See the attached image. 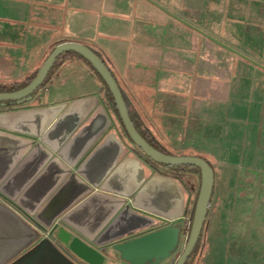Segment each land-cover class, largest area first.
<instances>
[{
    "label": "crops",
    "instance_id": "crops-1",
    "mask_svg": "<svg viewBox=\"0 0 264 264\" xmlns=\"http://www.w3.org/2000/svg\"><path fill=\"white\" fill-rule=\"evenodd\" d=\"M1 2L0 49L10 57L16 55V49L22 52L26 47L37 49L36 56L25 67L12 71V78L30 77L60 45L83 44L101 55L122 90L134 125L139 130H150L155 144L159 143L155 130L162 136L186 122L187 115L175 114L178 105L177 109H171L164 102V97L181 95V85L186 80L181 69L185 71L189 62L195 68V79L219 80V64L211 60L204 62V58H212L208 47L213 42L147 0ZM187 28L195 32V41L188 43H194L195 48L180 39L181 32H187ZM72 67L76 79L71 74ZM109 98L103 83L84 60L76 56L62 59L30 104L37 112L13 116L12 111L3 109L0 114V188L10 196L21 195L52 160L67 167L59 152L73 162L82 150L90 147L96 151L111 135L94 157L89 176L85 172L87 178L77 175L72 181L67 180L46 200L43 208L48 203L51 205L43 211L42 220L50 222L59 215L58 223L67 212L74 211L72 222L96 237L95 243L101 247L105 244L99 240L118 221L125 206L117 214L112 210L125 200L133 205L136 199V207L113 230L115 238L109 243L142 235L166 224L182 223L184 228L189 223L186 214L195 189L159 172L135 151ZM105 104L107 112L102 107ZM109 115L117 128L111 127L102 135V129L105 131L110 124ZM79 120L83 122L71 136V126ZM92 122L96 123L88 130ZM23 133L38 134L36 144L21 136ZM76 134L80 135L75 138ZM125 143L132 149H126ZM122 146L120 158L108 170L114 151L121 150ZM59 169L57 166L55 171L47 172L48 176L41 175L38 194L50 188ZM76 171L77 168L72 169V173ZM36 200L33 196L28 203L31 205ZM170 217L176 219H165ZM205 229L206 225L199 241L201 245L187 264H247L249 253L245 246L234 244L231 235L223 232L205 235ZM112 254L113 258L105 264H129L120 259V254ZM178 257L179 254L161 264H176Z\"/></svg>",
    "mask_w": 264,
    "mask_h": 264
},
{
    "label": "rangeland",
    "instance_id": "rangeland-1",
    "mask_svg": "<svg viewBox=\"0 0 264 264\" xmlns=\"http://www.w3.org/2000/svg\"><path fill=\"white\" fill-rule=\"evenodd\" d=\"M152 1L252 61L248 64L207 43L213 59L204 62L219 64V80L195 79V68L188 62L186 70L181 69L186 74L181 95L164 97L171 109L178 105L175 114L187 115L186 122L162 136L159 130L154 133L156 144L166 153L200 156L213 167L215 186L205 235L229 234L234 244L245 246L247 264H264V0ZM186 30L180 39L195 48L188 44L195 41V32ZM35 54L37 49L26 47L10 57L0 49V84L23 82L11 73L25 67ZM71 74L76 79L73 67ZM184 179L196 193L198 174Z\"/></svg>",
    "mask_w": 264,
    "mask_h": 264
},
{
    "label": "water",
    "instance_id": "water-1",
    "mask_svg": "<svg viewBox=\"0 0 264 264\" xmlns=\"http://www.w3.org/2000/svg\"><path fill=\"white\" fill-rule=\"evenodd\" d=\"M147 1L206 39L252 63L246 56L220 40L188 24L152 0ZM66 52H75L86 59L105 81L114 100L112 104L129 139L134 145L133 147H138L145 156L158 165L168 167L193 166L200 169L201 186L191 232L186 239L183 234L182 223L167 224L142 235H133L109 243L110 240L115 238L112 235L113 230L123 220H126V217L128 218V211H132V208L136 207V199H133V205H128L127 200H125L120 202L115 208L111 207V209L114 208L112 212L117 214L120 208L125 206L118 221L99 240L100 244H105L101 247L95 243L96 237L89 235L80 226L72 222L74 211L71 213L67 212L58 223H56V220L59 218V215L50 222L42 220L43 211L49 208L51 203H48L44 208L43 205L54 194L57 188L63 186L67 180V182L72 181L77 175L85 176L86 178L87 175L89 176L90 166L94 157L111 137V135H108L96 151L93 152L90 147L84 149L73 162L65 159L63 152H59V157L67 164V167L63 165L61 167L56 159L48 164L42 173L43 175L41 174L42 176H48L46 174L50 173L47 172L55 171L57 166L60 169L56 172L57 177L51 182L50 188L46 191L44 190L45 192L41 194L37 192L43 178L41 175L21 195L10 196L0 188V264H105L106 260L113 258L112 253L120 254V259L129 264H161L179 254L176 264H187L198 247L202 236L214 192L215 171L210 163L201 157L170 155L156 149L143 138L140 130L134 125L126 99L117 80L99 53L79 43H66L58 46L49 55L29 85L15 92H0V114L4 112L3 108L12 111L11 115L13 116L37 112V110L33 109L34 106L30 105L34 101V94L42 87L58 58ZM7 102L9 104H6ZM102 107L107 112L106 104ZM91 120L88 119L87 122H91ZM108 120L110 124L104 128L105 131L103 129L102 131L100 130L102 135L108 132L111 127L117 128L110 115L108 116ZM81 121L79 120L76 125L71 126V136L81 126ZM95 123L93 124L92 122V126L89 124L91 127L88 130H91ZM78 135L80 134H76L75 138ZM21 136L27 138L32 145L36 144L39 137L36 133H23ZM125 144L126 149H132V146H129L127 143ZM52 150L57 151L54 148ZM119 151H123V146L121 150L114 151L112 161L107 165L108 170L120 158ZM73 168H77L76 173H72ZM33 196L37 197V200L30 205L28 199ZM82 207L80 208L82 209ZM165 219L173 221L176 218L170 217Z\"/></svg>",
    "mask_w": 264,
    "mask_h": 264
},
{
    "label": "trees",
    "instance_id": "trees-1",
    "mask_svg": "<svg viewBox=\"0 0 264 264\" xmlns=\"http://www.w3.org/2000/svg\"><path fill=\"white\" fill-rule=\"evenodd\" d=\"M93 50V49H92ZM95 51V50H94ZM96 52V51H95ZM72 56H76V57H79L81 58L82 60H84L91 68V70L96 74V76L100 79V81L103 83L105 89L108 91L109 93V99L111 101V103L114 102L113 100V97L112 95L110 94L109 92V88L107 86V84L105 83V81L102 79V77L100 76V74L94 69V67L91 65L90 62H88L86 59H84L83 57H81L80 55H78L77 53L75 52H66V53H63L59 58L58 60L56 61V63L54 64V66L52 67L51 71L49 72L45 82L43 83L42 87L45 85V83L47 82V80L49 79L53 69L59 64V62L66 58V57H72ZM40 69H38L34 74H32L30 77H28L27 79H25L23 82H14L12 84H7V85H1L0 84V92L2 93H9V92H15V91H18L24 87H26L27 85H29L32 80L36 77V75L38 74ZM41 87V88H42ZM123 130H124V133L125 135L128 137V134L123 126ZM140 133L141 135L143 136V138L149 142L153 147H155L156 149L162 151V152H165L163 151L162 149H160L158 147V145L155 144L153 138H152V134H151V131L150 130H140ZM135 151L141 155L142 157L145 158V160L150 163L151 165H154L157 169L159 168H162L164 172H162L163 174L165 175H169V176H172V177H175V178H178L180 179L182 182H184L186 184V186L188 188H190L189 184L184 180V176L187 175V174H192V173H197L198 174V177H199V188L198 190L196 191V193L193 195V198L191 200V203H190V207L188 208L187 210V216L189 218V223H187L185 225V227L183 228V234H184V237L187 239L190 235V232H191V227H192V222H193V218H194V213H195V208H196V203H197V200H198V196H199V192H200V186H201V172H200V169L197 168V167H193V166H179V167H168V166H164V165H158L156 163H154L152 160H150L147 156L144 155V153L138 148V147H135L134 148ZM166 153V152H165ZM169 154V153H168ZM196 157H200V156H196ZM202 158V157H201Z\"/></svg>",
    "mask_w": 264,
    "mask_h": 264
},
{
    "label": "flooded vegetation",
    "instance_id": "flooded-vegetation-1",
    "mask_svg": "<svg viewBox=\"0 0 264 264\" xmlns=\"http://www.w3.org/2000/svg\"><path fill=\"white\" fill-rule=\"evenodd\" d=\"M35 94H36V93H35ZM35 94H34V96H35ZM6 104H9V103L7 102ZM0 105H1V103H0ZM3 109H7V108H3ZM152 166L155 167L154 165H152ZM158 170H159V172H161V173L164 172L162 168H159ZM166 225H167V224H166Z\"/></svg>",
    "mask_w": 264,
    "mask_h": 264
}]
</instances>
